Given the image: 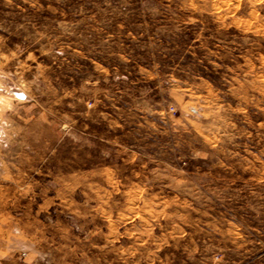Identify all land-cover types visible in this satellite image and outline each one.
<instances>
[{"label": "rangeland", "instance_id": "rangeland-1", "mask_svg": "<svg viewBox=\"0 0 264 264\" xmlns=\"http://www.w3.org/2000/svg\"><path fill=\"white\" fill-rule=\"evenodd\" d=\"M0 264H264V0H0Z\"/></svg>", "mask_w": 264, "mask_h": 264}]
</instances>
